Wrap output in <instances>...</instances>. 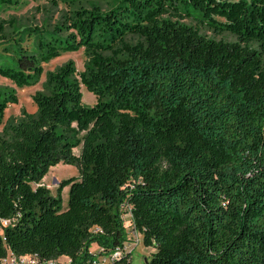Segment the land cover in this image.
I'll use <instances>...</instances> for the list:
<instances>
[{"label":"trees","instance_id":"1","mask_svg":"<svg viewBox=\"0 0 264 264\" xmlns=\"http://www.w3.org/2000/svg\"><path fill=\"white\" fill-rule=\"evenodd\" d=\"M69 1L61 26L35 30L36 52L11 38L0 55L18 88L65 52L86 58L82 71L67 60L45 72L35 112L3 125L0 261L91 264L92 243L127 240L125 202L152 248L144 264H264V0ZM17 102L0 86V124ZM58 163L78 174L54 195L42 179Z\"/></svg>","mask_w":264,"mask_h":264},{"label":"rangeland","instance_id":"2","mask_svg":"<svg viewBox=\"0 0 264 264\" xmlns=\"http://www.w3.org/2000/svg\"><path fill=\"white\" fill-rule=\"evenodd\" d=\"M72 2L59 1V0H21L17 5H3L0 4V22L3 21L5 27V41H0V55H7L4 48L8 47L9 40L11 38H21L22 46L27 47L30 51L36 52V40L37 35L35 30L50 32L53 31L55 27L61 26L65 15L71 13ZM104 6V5H103ZM188 22H192L187 20ZM59 35L65 36L67 31H59L55 29ZM207 33H210L206 30ZM217 38L223 37L228 40H234V38L228 34L224 33L222 35L216 36ZM1 58V57H0ZM85 55L82 49L75 52H65L59 57L43 64L44 73L42 74L40 80L35 85L24 86L18 88L10 80L0 77V86L14 88L17 96L18 102L16 104H9L5 109L4 117L2 123L0 124V134L9 117H20L21 110L24 109L28 113H34L36 107L32 101V95L37 90L43 89L44 74L48 70H54L59 65L63 64L67 60H73L76 69L82 71L84 69ZM82 88V102L85 105H92L95 102V96L89 92L83 85ZM80 146L73 149L74 154H79ZM78 169L74 165L58 163L50 167L48 173L42 179V183L45 184L51 191L56 189L59 181L64 178L71 176H77ZM68 197V187L66 186L62 190V205L65 208L67 206ZM126 226L127 243H135L129 245L131 248V264H144L145 257L149 254L150 248L146 247L141 240V235L129 226V218L124 219ZM138 241V242H137ZM96 244V243H92ZM97 245V244H96ZM97 248L94 253L97 252ZM29 255H26L24 263L29 261ZM5 263V262H4ZM15 263V260L12 264ZM1 264V263H0Z\"/></svg>","mask_w":264,"mask_h":264},{"label":"built area","instance_id":"3","mask_svg":"<svg viewBox=\"0 0 264 264\" xmlns=\"http://www.w3.org/2000/svg\"><path fill=\"white\" fill-rule=\"evenodd\" d=\"M120 210H121V217H122L123 221L126 217H128L129 218V226L132 227L131 226L132 214H131L130 206L124 202L120 205ZM132 244H135V243H127V240H126L125 242H123V244L121 246H117L116 248H114L111 251H106V249H104L103 247L98 246L97 252L95 253L96 256L94 258H92L91 264H118L116 262V260L118 258H120L123 253H126L127 251L130 252L132 249L129 248V245H132ZM25 256L26 255L18 257V261L21 263H24L23 259L25 258ZM15 260H16V258H15ZM4 262H5V259H2L0 261L1 264L2 263L5 264ZM36 262H37L36 259L30 256L29 261L27 263L26 262L25 263L26 264H36ZM42 264H57V263L53 260H49V261H46Z\"/></svg>","mask_w":264,"mask_h":264},{"label":"crops","instance_id":"4","mask_svg":"<svg viewBox=\"0 0 264 264\" xmlns=\"http://www.w3.org/2000/svg\"><path fill=\"white\" fill-rule=\"evenodd\" d=\"M96 248H97V245L96 244H92L89 247V251L91 253H94L95 250H96ZM148 248H150L149 252L152 251V248L151 247H148ZM14 260H15V258L10 253H8V255H7L6 259H5V264H12ZM54 261L57 264H69L70 259L67 256H60L59 258H57Z\"/></svg>","mask_w":264,"mask_h":264},{"label":"water","instance_id":"5","mask_svg":"<svg viewBox=\"0 0 264 264\" xmlns=\"http://www.w3.org/2000/svg\"><path fill=\"white\" fill-rule=\"evenodd\" d=\"M52 193L55 195V194L57 193V190L54 189V190L52 191Z\"/></svg>","mask_w":264,"mask_h":264},{"label":"bare ground","instance_id":"6","mask_svg":"<svg viewBox=\"0 0 264 264\" xmlns=\"http://www.w3.org/2000/svg\"><path fill=\"white\" fill-rule=\"evenodd\" d=\"M81 88H82V86H81Z\"/></svg>","mask_w":264,"mask_h":264}]
</instances>
